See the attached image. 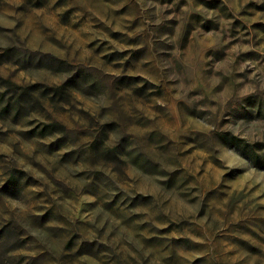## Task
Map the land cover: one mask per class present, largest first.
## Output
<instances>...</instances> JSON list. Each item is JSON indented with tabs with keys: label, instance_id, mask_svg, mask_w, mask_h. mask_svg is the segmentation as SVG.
<instances>
[{
	"label": "rangeland",
	"instance_id": "rangeland-1",
	"mask_svg": "<svg viewBox=\"0 0 264 264\" xmlns=\"http://www.w3.org/2000/svg\"><path fill=\"white\" fill-rule=\"evenodd\" d=\"M0 264H264V0H0Z\"/></svg>",
	"mask_w": 264,
	"mask_h": 264
}]
</instances>
